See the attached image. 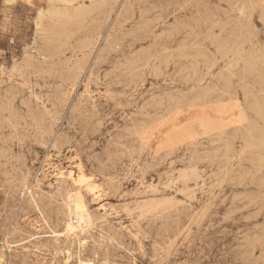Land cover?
Instances as JSON below:
<instances>
[{"label": "rangeland", "instance_id": "374dc122", "mask_svg": "<svg viewBox=\"0 0 264 264\" xmlns=\"http://www.w3.org/2000/svg\"><path fill=\"white\" fill-rule=\"evenodd\" d=\"M0 10V264H264V0H119L54 33L30 0ZM79 191L93 224L73 238Z\"/></svg>", "mask_w": 264, "mask_h": 264}, {"label": "bare ground", "instance_id": "6f19581e", "mask_svg": "<svg viewBox=\"0 0 264 264\" xmlns=\"http://www.w3.org/2000/svg\"><path fill=\"white\" fill-rule=\"evenodd\" d=\"M119 0H30V2H31V4L34 6V8H35V10H36V12H37V16H36V26L37 27H40L41 29H43L44 31H46V32H50V33H54V32H56V30H57V28L58 27H62L63 25H66V24H68V23H70V22H73V21H79V22H83L84 20H86L89 16H91L94 12H96V11H98L99 9H105L106 10V14L108 13V17H109V15H110V12H111V10L113 9V7H114V5H115V3H117ZM121 1V0H120ZM143 1V0H142ZM188 1V0H187ZM9 2V1H8ZM29 2V1H28ZM263 2V1H262ZM4 5V4H3ZM124 6V5H123ZM132 6L133 5H131V10H132ZM134 7V6H133ZM243 7H244V5H243ZM116 9V8H115ZM114 9V10H115ZM122 9V8H121ZM254 9V8H253ZM257 9V8H256ZM1 11V10H0ZM241 11V10H240ZM128 12H130L131 14H133V11H130V10H128ZM135 12V14H136V11H134ZM242 12V11H241ZM245 11H243V13H241V14H244V16L246 15L245 13H244ZM113 13V12H112ZM105 14V13H104ZM139 14V13H138ZM251 14V13H250ZM115 15V14H114ZM119 15V14H118ZM117 15V16H118ZM238 15V14H237ZM96 16V15H95ZM137 16V15H136ZM139 16V15H138ZM239 16V15H238ZM248 16V15H247ZM114 17V16H113ZM228 17V16H227ZM249 17H250V15H249ZM118 18V17H117ZM109 20V19H108ZM227 20V19H226ZM234 19H232V21H233ZM239 20H240V17H239ZM34 21V22H35ZM111 21V20H110ZM109 21V22H110ZM238 21V20H237ZM241 21V20H240ZM244 21H245V19H244ZM131 22V21H130ZM223 22V21H222ZM248 22V21H247ZM216 23V22H215ZM227 23V22H226ZM233 23V22H232ZM236 23V22H235ZM105 24V23H104ZM223 24H224V22H223ZM222 24V25H223ZM228 24H231L230 23V21H229V23ZM227 24V25H228ZM237 24V23H236ZM242 24H243V22H242ZM258 24V23H257ZM225 25V24H224ZM223 25V26H224ZM226 25V26H227ZM232 25V24H231ZM215 26V25H214ZM238 26V25H237ZM114 27V26H113ZM222 27V26H221ZM242 27H243V25H242ZM258 27V26H257ZM109 28V27H108ZM129 28H130V26H129ZM215 28H216V26H215ZM223 28V27H222ZM105 29V28H104ZM104 29H103V32H104ZM213 29V28H212ZM211 29V30H212ZM225 29V28H224ZM227 29H228V27H227ZM229 29H230V27H229ZM122 30V29H121ZM124 30V29H123ZM223 30V29H222ZM243 30H244V28H243ZM32 31V30H31ZM218 31H220V30H218ZM229 31V30H228ZM231 31V30H230ZM241 31H242V29H241ZM36 32V31H35ZM120 32V31H119ZM124 32V31H123ZM128 32V31H127ZM216 32V31H215ZM214 32V33H215ZM243 32V31H242ZM31 33V32H30ZM29 33V34H30ZM209 33V32H208ZM218 33H220V32H218ZM232 33V32H231ZM35 34H37V33H35ZM210 34V33H209ZM217 34V33H216ZM216 34H215V36H216ZM226 34V33H225ZM233 34L235 35V32H233ZM31 35H32V33H31ZM38 35V34H37ZM43 35V34H42ZM50 35V34H49ZM75 35V34H74ZM114 35H115V33H114ZM113 35V36H114ZM242 35H243V33H242ZM209 36V35H208ZM236 36V35H235ZM237 36H240V35H237ZM89 37V36H88ZM95 37V36H94ZM217 37V36H216ZM224 37V36H223ZM243 37V36H242ZM89 38H91V37H89ZM204 38V37H203ZM68 39V38H67ZM99 39V38H98ZM212 39H213V37H212ZM230 39V38H229ZM229 39H225V40H229ZM236 39H237V37H236ZM31 40V39H30ZM70 41H71V39H69ZM91 40V39H90ZM122 40V39H121ZM70 41H68V42H70ZM97 41V40H96ZM195 41V40H194ZM99 42V41H98ZM102 42V41H101ZM212 42V41H211ZM211 42H210V44H211ZM232 43H233V40L231 41ZM1 43V42H0ZM29 43V42H28ZM228 43V42H227ZM227 43H226V45H227ZM62 44V43H61ZM70 44H72L71 42H70ZM97 44V43H96ZM140 44V43H139ZM195 44V43H194ZM198 44V43H197ZM196 44V45H197ZM207 44H208V42H207ZM222 44H223V42H222ZM225 44V43H224ZM256 44V43H255ZM32 45V44H31ZM69 45V44H68ZM200 45V44H199ZM206 45V44H205ZM56 46V45H55ZM70 46V45H69ZM72 46V45H71ZM90 46V45H89ZM188 46V45H187ZM221 46V45H220ZM230 46V45H229ZM3 47V46H2ZM11 47V46H10ZM22 47V46H21ZM112 47V46H111ZM222 47H223V45H222ZM8 48V47H7ZM70 48V47H69ZM71 48H73V46L71 47ZM85 48V47H84ZM89 48V47H88ZM98 48V47H97ZM221 48V47H220ZM227 48H228V46H227ZM33 49V48H32ZM74 49V48H73ZM96 49V48H95ZM184 49H186V48H184ZM201 49V48H200ZM229 49V48H228ZM4 50V49H3ZM39 50V49H38ZM65 50V49H64ZM67 50V49H66ZM76 49H74V51H75ZM80 50H82V49H80ZM85 50V49H84ZM68 51V50H67ZM164 51V50H163ZM210 51H212V50H210ZM64 52V51H63ZM62 52V53H63ZM26 53V52H25ZM47 53V52H46ZM70 53V52H69ZM78 53H81V52H78ZM95 53V52H94ZM172 53H174V52H172ZM217 53V52H216ZM219 53V52H218ZM36 54V53H35ZM57 54H59V53H57ZM65 54V53H64ZM84 54V53H83ZM10 55V54H9ZM8 55V56H9ZM22 55V54H21ZM70 55V54H69ZM78 55V54H77ZM215 55V54H214ZM227 55V54H226ZM44 56V55H43ZM95 56V55H94ZM39 57V56H38ZM76 57V56H75ZM92 57V56H91ZM217 57V56H216ZM46 58V57H45ZM60 58V57H59ZM71 58V57H70ZM77 58V57H76ZM79 58V57H78ZM8 59H10V58H8ZM36 59V58H35ZM233 59V58H232ZM1 60V59H0ZM71 60V59H70ZM75 60V59H74ZM80 60H81V58H80ZM96 60V59H95ZM146 60V59H145ZM151 60V59H150ZM156 60H158V59H156ZM88 61V60H87ZM237 61V60H236ZM17 62V61H16ZM63 62V61H62ZM72 62V61H71ZM78 62V61H77ZM91 62V61H90ZM10 63V62H9ZM87 63V62H86ZM89 63V62H88ZM146 64H148V63H146ZM154 64V63H153ZM217 64V63H216ZM93 66V65H92ZM151 66V65H150ZM70 67H72V66H70ZM86 67V66H85ZM16 69V68H15ZM33 69V68H32ZM101 69V68H100ZM104 69V68H103ZM152 69V68H151ZM30 70V69H29ZM102 70V69H101ZM108 70V69H107ZM81 71V70H80ZM207 71V70H206ZM6 72V71H5ZM7 73V72H6ZM91 74H92V72H91ZM190 74V73H189ZM2 75V74H1ZM93 75V74H92ZM100 75V74H99ZM98 75V76H99ZM174 77V76H173ZM90 81V80H89ZM101 81V80H100ZM241 81V80H240ZM8 82V81H7ZM33 82V81H32ZM114 82V81H113ZM203 82H204V80H203ZM69 83V82H68ZM75 83V82H74ZM86 83V82H85ZM85 83H83V84H85ZM90 84V83H89ZM111 84V83H110ZM22 85H23V83H22ZM91 85V84H90ZM99 85V84H98ZM9 86H10V84H9ZM76 86V85H75ZM110 86H112V85H110ZM209 86V85H208ZM90 87V86H89ZM165 87V86H164ZM210 87V86H209ZM86 88V87H85ZM94 88H95V86H94ZM240 88V87H239ZM29 89V88H28ZM98 89V88H97ZM106 90H107V88H106ZM74 91V90H73ZM98 91V90H97ZM164 91V90H163ZM168 91V90H167ZM185 91H187V90H185ZM184 91V92H185ZM95 92V91H94ZM103 92V91H102ZM101 92V93H102ZM111 92V91H110ZM224 92V91H223ZM264 92V91H263ZM96 93V92H95ZM27 94L28 93H26V96H27ZM99 94V93H98ZM98 94L97 95H95L96 97L98 96ZM108 94H109V92H108ZM79 95V94H78ZM87 95V94H86ZM88 95H90V93L88 94ZM243 95V94H242ZM91 96V95H90ZM102 96V95H101ZM189 96V95H188ZM82 97V96H81ZM84 97V96H83ZM180 97V96H179ZM77 98V97H76ZM106 98V97H105ZM20 99V98H19ZM94 99V98H93ZM88 100H89V98H88ZM91 100V99H90ZM180 100V99H179ZM22 101V100H21ZM106 101V100H105ZM234 101V100H233ZM232 101V102H233ZM236 101V100H235ZM234 101V102H235ZM20 102V101H19ZM88 102H90V101H88ZM174 102H175V99H174ZM238 102V101H237ZM60 103H62V102H60ZM74 103H76V102H74ZM86 103V102H85ZM105 103V102H104ZM211 103V102H210ZM213 103V102H212ZM227 103V102H226ZM225 103V104H226ZM9 104V103H8ZM68 104V103H67ZM80 105H82L81 103H79ZM115 104V103H114ZM218 104V103H217ZM232 105H233V103H231ZM102 105V104H101ZM121 105V104H120ZM224 104L222 103V105L221 106H223ZM230 105V104H229ZM235 105V104H234ZM242 105V104H241ZM19 106H21V105H19ZM38 106V105H37ZM66 106V105H65ZM79 106V105H78ZM77 106V107H78ZM86 106V105H85ZM123 106V105H122ZM192 106H194V105H192ZM196 106V105H195ZM206 106V105H205ZM213 106V105H212ZM221 106H218V108L219 107H221ZM236 106H238V105H236ZM235 106V107H236ZM13 107V106H12ZM49 107V106H48ZM55 107V106H54ZM75 107V106H74ZM101 107H103V106H101ZM105 107V106H104ZM111 107V106H110ZM116 107V106H115ZM124 107V106H123ZM174 107V106H173ZM188 107V106H187ZM189 107H191V106H189ZM188 107V108H189ZM197 107H199V105L197 106ZM214 107V106H213ZM230 107V106H229ZM229 107H228V109H229ZM232 107V106H231ZM66 108V107H65ZM71 108H73V107H71ZM109 108V107H108ZM183 108V107H182ZM187 108V109H188ZM203 108V107H202ZM205 108V107H204ZM207 108V107H206ZM217 108V109H218ZM233 108V107H232ZM24 110H25V108H23ZM76 109V108H75ZM81 109V108H80ZM86 109V108H85ZM92 109H94V108H92ZM91 109V110H92ZM197 109V108H196ZM213 109V108H212ZM227 109V108H226ZM236 109H237V107H236ZM241 109H242V107H241ZM10 110H11V108H10ZM73 110V109H72ZM87 110V109H86ZM172 110V109H171ZM179 110H182V109H179ZM178 109H177V111L178 112H181V111H179ZM230 110V109H229ZM229 110H228V112H229ZM2 111V110H1ZM49 111V110H48ZM58 111V110H57ZM57 111H55V113L57 112ZM104 111V110H103ZM191 110H189V112H190ZM196 111V110H195ZM214 111V110H213ZM227 111V110H226ZM225 111V112H226ZM236 111V110H235ZM239 111V110H238ZM2 112H4V111H2ZM9 112V111H8ZM7 112V113H8ZM75 112V111H74ZM88 112V111H87ZM87 112H85V113H87ZM97 112H98V110H97ZM114 112V111H113ZM187 112V111H186ZM194 112V111H193ZM197 112V111H196ZM199 112V111H198ZM198 112H197V115H198ZM206 112V111H205ZM230 112H232V111H230ZM240 112V111H239ZM12 113V112H11ZM50 113V112H49ZM58 113V112H57ZM56 113V114H57ZM59 113H61L60 111H59ZM92 113V112H91ZM94 113V112H93ZM92 113V114H93ZM173 113V112H172ZM195 113V112H194ZM203 113V112H202ZM208 114H209V112H207ZM212 113H214V112H212ZM221 113V112H220ZM227 113V112H226ZM234 113V112H233ZM240 113H242V112H240ZM33 114V113H32ZM48 114V113H47ZM66 114V113H65ZM127 114V113H126ZM207 114V115H208ZM221 114H223V113H221ZM220 114V115H221ZM232 114V113H231ZM244 114V113H243ZM0 115H1V113H0ZM4 115V114H3ZM2 115V116H3ZM69 115H70V113H69ZM100 115V114H99ZM111 115V114H110ZM178 115V114H177ZM206 115V114H205ZM214 115V114H213ZM218 115V114H217ZM227 115H228V113H227ZM238 115V114H237ZM237 115H236V118H239V117H237ZM240 115V114H239ZM14 116V115H13ZM52 116V115H51ZM61 116V115H60ZM74 116V115H73ZM94 116H95V114H94ZM97 116V115H96ZM95 116V117H96ZM192 116H194V115H192ZM204 116V115H203ZM211 116V115H210ZM242 116V115H241ZM244 116V115H243ZM5 117V116H4ZM7 117V116H6ZM6 117H5V119H6ZM29 117V116H28ZM41 117V116H40ZM130 117H131V115H130ZM165 117V116H164ZM199 117V116H198ZM202 117V116H201ZM207 117H209V116H206V118ZM213 116H211V118H212ZM226 117V116H225ZM232 118L233 117H235V116H231ZM43 118V117H42ZM128 118V117H127ZM174 118V117H173ZM192 118V117H191ZM228 118V117H227ZM247 118V117H246ZM5 119H3V120H5ZM8 119V118H7ZM12 119V118H11ZM95 119H97V118H95ZM169 119H170V117H169ZM210 119V118H209ZM222 119V118H221ZM223 119H225V118H223ZM240 119H241V117H240ZM124 120H126L125 118H124ZM133 120V119H132ZM161 120V119H160ZM193 120H195V119H193ZM226 120V119H225ZM233 120V119H232ZM247 120V119H246ZM36 121V120H35ZM49 121V120H48ZM166 121H168V120H166ZM191 121V120H190ZM210 122H211V120H209ZM221 121V120H220ZM220 121H218L217 120V123L218 122H220ZM231 121V120H230ZM12 122V121H11ZM27 122V121H26ZM38 122V121H37ZM52 122V121H51ZM115 122V121H114ZM156 122H159V121H156ZM169 122V121H168ZM192 122V121H191ZM210 122H209V124H210ZM212 122H213V119H212ZM237 122V121H236ZM68 123V122H67ZM73 123V122H72ZM89 123V122H88ZM134 123V122H133ZM164 123V122H163ZM208 123V121H207V119L205 120L203 117L201 118V119H199V120H197V125H198V127H204V129L205 128H208V126H209V124H207ZM215 123H216V120H215ZM221 123V122H220ZM233 123H234V121H233ZM238 123V122H237ZM236 123V124H237ZM240 123H243V122H240ZM246 123V122H245ZM13 124H14V122H13ZM58 124H59V122H58ZM66 124V123H65ZM154 124V123H153ZM160 124H161V122H160ZM219 124V123H218ZM235 124V123H234ZM118 125V124H117ZM159 125V124H158ZM214 125V124H213ZM216 125V124H215ZM220 126H222L223 124H219ZM226 125H228V124H226ZM12 126H14V125H12ZM16 126H19V125H17L16 124ZM66 126V125H65ZM151 126V128H152V125H150ZM211 126V125H210ZM220 126L219 127H216L215 126V130L217 129H222V128H220ZM234 126V125H233ZM1 127V126H0ZM15 127V126H14ZM58 127V126H57ZM56 127V128H57ZM211 127H214V126H211ZM18 128V127H17ZM155 128H157V127H155ZM173 128V127H172ZM225 128V127H224ZM15 129V128H14ZM19 129V128H18ZM37 129H39V128H37ZM65 129V128H64ZM149 130H150V128H148ZM179 129V128H178ZM211 130H212V128H210ZM27 130V129H26ZM40 130V129H39ZM55 130V129H54ZM68 130V129H67ZM139 130V129H138ZM137 130V128H136V131H138ZM148 130V131H149ZM152 130H153V128H152ZM169 130V129H168ZM14 131V130H13ZM19 131H20V129H19ZM42 131V130H41ZM48 131V130H47ZM84 131V130H83ZM108 131V130H107ZM147 131V132H148ZM207 131V130H206ZM205 131V132H206ZM249 131V130H248ZM46 132V131H45ZM60 132H61V130H60ZM132 132V131H131ZM142 132H144V131H142ZM167 132V131H166ZM210 132V131H209ZM21 133V132H20ZM23 133V132H22ZM34 133H35V131H34ZM47 133V132H46ZM53 133V132H52ZM76 133V132H75ZM115 133V132H114ZM140 133V132H139ZM146 133V132H145ZM152 133V132H151ZM168 133V132H167ZM207 133V132H206ZM211 133H212V131H211ZM249 133V132H248ZM17 134V133H16ZM33 134V133H32ZM148 134V133H147ZM183 134V133H182ZM188 134V133H187ZM193 134H194V132H190L189 133V135H190V138L191 137H193ZM208 134V133H207ZM2 135H3V133H2ZM76 135V134H75ZM139 135V134H138ZM169 134H167V136H165V137H170V135L168 136ZM16 136V135H15ZM82 136V135H81ZM130 136V135H129ZM145 136V135H144ZM197 136V135H196ZM243 136V135H242ZM264 135H262V136H260V137H263ZM18 136H16V138H17ZM43 137V136H42ZM49 137V136H48ZM80 137V136H79ZM151 137H152V135H151ZM238 137V136H237ZM249 137V136H248ZM5 138V137H4ZM11 138H13L12 137V135H11ZM15 138V139H16ZM20 138V137H19ZM40 138V137H39ZM38 138V139H39ZM47 138V137H46ZM70 138V137H69ZM78 138V137H77ZM142 138V137H141ZM244 138H246V137H244ZM18 139V138H17ZM122 139V138H121ZM144 139V138H143ZM170 139V138H169ZM186 139V138H185ZM261 139V138H260ZM71 140V139H70ZM171 140V139H170ZM193 140H195V139H193ZM245 140V139H244ZM251 139H249L248 141H246L247 142V144H249L248 142L250 141ZM262 140H263V138H262ZM17 141V140H16ZM41 141V140H40ZM164 141V140H163ZM252 141V140H251ZM255 141V140H254ZM253 141V142H254ZM257 141H259V139L257 140ZM257 141H255V142H257ZM34 142V141H33ZM146 142H148V141H146ZM170 142V141H169ZM181 142V138H178L177 140H174V141H172L171 142V149L173 150L174 149V147L175 146H177L178 145V143H180ZM245 142V141H244ZM260 142H262V141H260ZM264 142V141H263ZM34 143H37V142H34ZM43 143V142H42ZM76 143V142H75ZM124 143V142H123ZM259 143V142H258ZM257 143V144H258ZM16 144V143H15ZM73 144V143H72ZM104 144H106V143H104ZM122 144V143H121ZM165 144V143H164ZM167 144V143H166ZM182 144V143H181ZM251 144V143H250ZM261 144H263V143H260L259 145H261ZM31 145V144H30ZM44 145V144H43ZM125 145V144H124ZM170 145V144H169ZM1 146V145H0ZM21 146V145H20ZM45 146V145H44ZM135 146V145H134ZM143 146V145H142ZM142 146H141V148H142ZM160 146V145H159ZM244 146H246V143H245V145ZM250 146V145H249ZM248 145H247V147H249ZM252 146L254 147V145L252 144ZM256 146V145H255ZM35 147V146H34ZM73 147H74V145H73ZM124 147V146H123ZM163 147V146H162ZM246 147V148H247ZM257 147H258V145H257ZM256 147V148H257ZM261 147V146H260ZM263 147H264V145H263ZM245 148V147H244ZM244 148H243V150H244ZM250 148L251 149H253L251 146H250ZM46 149V148H45ZM73 149V148H72ZM157 149H158V146H157ZM157 149H156V151H157ZM161 149V148H160ZM241 149H242V147H241ZM248 149V148H247ZM43 150V149H42ZM132 150V149H131ZM237 150V149H236ZM156 151H155V153H156ZM253 151V150H252ZM124 152V151H123ZM159 152H161V151H159ZM240 152V151H239ZM242 152V151H241ZM4 153V152H3ZM27 153V152H26ZM82 153V152H81ZM42 154V153H41ZM2 155V154H1ZM126 155V154H125ZM239 155V154H238ZM243 155H244V153H243ZM16 156V155H15ZM14 156V157H15ZM19 156V155H18ZM75 156V155H74ZM132 156V155H131ZM0 157H2V156H0ZM9 157V156H8ZM17 157V156H16ZM30 157V156H29ZM110 157V156H109ZM18 158V157H17ZM16 158V159H17ZM42 158V157H41ZM112 158V157H111ZM239 158H240V156H239ZM15 159V160H16ZM104 160V159H103ZM111 160H113V159H111ZM242 160V159H241ZM240 160V161H241ZM169 161V160H168ZM188 161V160H187ZM56 162V161H55ZM106 162V161H105ZM116 162V161H115ZM135 162V161H134ZM12 163V162H11ZM14 163V162H13ZM31 163V162H30ZM104 163V162H103ZM3 164V163H2ZM76 165V164H75ZM133 165V164H132ZM19 166V165H18ZM49 166H51V165H49ZM28 167V166H27ZM36 167V166H35ZM55 167V166H54ZM80 167H82V165L80 166ZM129 168H130V166H128ZM208 167V166H207ZM11 168V167H10ZM59 168V167H58ZM114 168V167H113ZM117 168V167H116ZM182 168V167H181ZM17 169V168H16ZM50 169V168H49ZM60 169V168H59ZM66 169V168H65ZM115 169V168H114ZM113 169V170H114ZM124 169V168H123ZM195 169V168H194ZM216 169V168H215ZM20 170V169H19ZM23 170V169H22ZM21 170V171H22ZM32 170V169H31ZM53 170V169H52ZM63 170V169H62ZM67 170V169H66ZM118 170V169H117ZM205 170V169H204ZM47 171V170H46ZM65 171V170H64ZM69 171V170H68ZM72 171V170H71ZM74 171V170H73ZM210 171V170H209ZM23 172H24V170H23ZM61 172H63V171H61ZM70 172V171H69ZM118 172V171H117ZM122 172V171H121ZM16 173H17V171H16ZM22 173V172H21ZM35 173V172H34ZM46 173V172H45ZM83 173V172H82ZM139 173V172H138ZM153 173V172H152ZM15 174V173H14ZM49 174V173H48ZM16 175V174H15ZM32 175V174H31ZM46 175V174H45ZM60 175V174H59ZM65 175V174H64ZM71 175V174H70ZM70 175H69V177H70ZM82 176H83V174H81ZM81 175H79V176H81ZM104 175V174H103ZM118 175V174H117ZM67 176V175H66ZM120 176V175H119ZM118 176V177H119ZM122 176V175H121ZM153 176V175H152ZM166 176V175H165ZM187 177V175L185 174L184 175V177ZM23 177H25L24 175H23ZM71 177H73V176H71ZM89 177V176H88ZM91 177V176H90ZM90 177H89V179H90ZM93 177V176H92ZM141 177V176H140ZM158 177V176H157ZM3 178V177H2ZM1 178V179H2ZM15 177H13V179H14ZM74 179H75V177H73ZM85 178V177H84ZM148 178V177H147ZM182 178V177H181ZM10 179V178H9ZM19 179H21V178H19ZM36 179H38V178H36ZM81 179H83V178H81ZM138 179V178H137ZM141 179V178H140ZM215 179V178H214ZM6 180V179H5ZM18 180V179H17ZM135 180V179H134ZM153 180V179H152ZM15 181H16V179H15ZM31 181V180H30ZM38 181V180H37ZM72 181V180H71ZM83 181V180H82ZM172 180H170V182H171ZM217 181V180H216ZM4 182V181H3ZM27 182V181H26ZM36 182V181H35ZM75 182V181H74ZM158 181H156V183H157ZM13 183H15L14 181H13ZM40 183V182H39ZM81 183V182H80ZM85 183V182H84ZM152 183H154L153 181H152ZM159 183V182H158ZM207 183V182H206ZM22 184V183H21ZM30 184V183H29ZM34 184V183H33ZM74 184H76V183H74ZM79 184V183H78ZM99 184V183H98ZM107 184V183H106ZM120 184V183H119ZM147 184V183H146ZM202 184H203V182H202ZM201 184V185H202ZM204 184H205V182H204ZM203 184V185H204ZM38 185V184H37ZM82 185V184H81ZM96 185V184H95ZM174 185H175V183H174ZM3 187H4V185H2ZM16 186H18V185H16ZM29 186V185H28ZM90 186V185H89ZM102 186H103V184L101 185V188H102ZM114 186V185H113ZM130 186H131V184H130ZM150 186V185H149ZM25 187V186H24ZM36 187V186H35ZM34 187V188H35ZM66 187V186H65ZM98 187V186H97ZM164 187H165V185H164ZM199 187V186H198ZM18 188V187H17ZM49 188V187H48ZM85 188H87V187H85ZM94 188V187H93ZM100 188V189H101ZM156 188V187H155ZM168 188V187H167ZM170 188V187H169ZM174 188H175V186H174ZM190 188H192V187H190ZM12 189V188H11ZM14 189V188H13ZM21 189H23V187H21ZM32 189V188H31ZM42 189V188H41ZM46 189V188H45ZM80 189V188H79ZM104 189V188H103ZM114 189V188H113ZM183 189V187L181 188V190ZM213 189V188H212ZM5 190H7V189H5ZM28 190V189H27ZM81 190V189H80ZM174 190V189H173ZM187 190V189H186ZM185 190V191H186ZM2 191V190H1ZM13 191V190H12ZM24 191H26L25 189H24ZM68 191V190H67ZM76 191V190H75ZM78 191V190H77ZM91 191H92V189H91ZM90 191V192H91ZM98 191V190H97ZM109 191V190H108ZM169 191H170V189H169ZM183 191V190H182ZM181 191V192H182ZM8 192H10V191H8ZM27 192V191H26ZM69 192V191H68ZM73 192V191H72ZM144 192V191H143ZM197 192V191H196ZM219 192V191H218ZM3 193H6V195H7V192H3ZM13 193V192H12ZM31 193V192H30ZM74 193V192H73ZM72 193V194H73ZM83 194H84V192H82ZM82 193L79 191V192H77V194L76 195H70L69 196V198L67 199V201H65V216H67V221L65 222L66 224H64L65 225V230H63V231H66V234H68V236H72L73 237V235L74 236H78V234L80 235V234H82V233H85L86 231H87V228H89L90 226H92V224H93V217H92V215L90 214V212H89V210L90 209H88V206H86V203L84 202V199H83V195H82ZM92 193V192H91ZM117 193V192H116ZM176 193V192H175ZM178 193V192H177ZM14 194V193H13ZM45 194V193H44ZM56 194V193H55ZM54 194V195H55ZM68 194V193H67ZM96 194V193H95ZM101 194V193H100ZM99 194V195H100ZM104 194V193H103ZM106 194V193H105ZM139 194V193H138ZM194 194V193H193ZM10 195V194H9ZM12 195V194H11ZM11 195H10V198H11ZM34 195V194H33ZM42 195V194H41ZM57 195V194H56ZM98 195V194H97ZM199 195V194H198ZM50 196H52L51 194H50ZM68 196V195H67ZM96 196V195H95ZM174 196V195H173ZM184 196V195H183ZM202 196V195H201ZM217 196V195H216ZM4 197H6V196H4ZM14 197V196H13ZM47 197V196H46ZM58 197V196H57ZM97 197V196H96ZM101 197V196H100ZM103 197V196H102ZM169 197V196H168ZM175 197V196H174ZM180 197V196H179ZM185 197H188V196H185ZM190 197V196H189ZM196 197V196H195ZM3 198V197H2ZM6 198H8V197H6ZM20 198V197H19ZM33 198V197H32ZM67 198V197H66ZM173 198V197H172ZM201 198V197H200ZM200 198H199V200H200ZM206 198V197H205ZM5 199V198H4ZM44 199V198H43ZM53 199H54V197H53ZM89 199V198H88ZM87 199V200H88ZM92 199H93V197H92ZM188 199V198H187ZM197 199V198H196ZM25 200V199H24ZM33 200L35 201V203H36V201L37 200H35L34 198H33ZM64 200V199H63ZM141 200V199H140ZM167 200V199H166ZM170 200H172L171 198H170ZM175 200V199H174ZM191 200V199H190ZM6 201V200H5ZM4 201V202H5ZM44 201V200H43ZM93 201V200H92ZM184 201V200H183ZM192 201V200H191ZM212 201V200H211ZM8 202V201H7ZM6 202V203H7ZM20 202V201H19ZM25 202V201H24ZM38 202V201H37ZM97 202H99V201H97ZM154 202V201H153ZM172 202V201H171ZM12 203V202H11ZM21 203V202H20ZM54 203V202H53ZM52 203V204H53ZM94 203V202H93ZM148 203H150V202H148ZM196 203V202H195ZM0 204H1V202H0ZM37 204V203H36ZM57 204V203H56ZM64 204V203H63ZM144 204H146V203H144ZM162 203H155V204H149V206H146L147 207V211H152V210H156V209H158V206L160 207V205H161ZM189 204V203H188ZM5 205V204H4ZM11 205V204H10ZM39 205V204H38ZM174 205V204H173ZM172 205V206H173ZM198 205H199V203H198ZM8 206H9V204H8ZM20 206V205H19ZM40 206V205H39ZM46 206V205H45ZM59 206V205H58ZM193 206V205H192ZM208 206V205H207ZM9 207H11V206H9ZM13 207V206H12ZM11 207V208H12ZM24 207V206H23ZM99 207V206H98ZM142 207V206H141ZM200 207H201V205H200ZM6 208H8L7 206H6ZM37 208V207H36ZM106 208V207H105ZM144 208V207H143ZM173 208V207H172ZM182 208V207H181ZM24 209V208H23ZM46 209V208H45ZM49 209V208H48ZM103 209V208H102ZM139 209H141V208H139ZM192 209V208H191ZM198 209H200V208H198ZM18 210V209H17ZM21 210V209H20ZM38 210V209H37ZM50 210V209H49ZM124 210H126V209H124ZM25 211V210H24ZM40 211V210H39ZM45 212H46V210H44ZM133 211H135V210H133ZM197 211V210H196ZM3 212V211H2ZM4 212H7V211H5L4 210ZM61 212V211H60ZM101 212V211H100ZM103 212V211H102ZM192 212V211H191ZM12 213V212H11ZM17 213V212H16ZM94 213V212H93ZM106 213V212H105ZM128 213H129V211H128ZM132 213V212H131ZM21 214V213H20ZM152 214V213H151ZM4 215V214H3ZM41 215V214H40ZM44 215V214H43ZM95 215H96V213H95ZM132 215H133V213H132ZM163 215V214H162ZM14 216H16V215H14ZM29 216V215H28ZM46 216H48V215H46ZM57 216H58V214H57ZM62 216V215H61ZM106 216V215H105ZM140 216V215H139ZM4 217H8V216H6V215H4ZM3 217V218H4ZM27 217V216H26ZM25 217V218H26ZM97 217V216H96ZM99 217V216H98ZM97 217V219H99ZM102 217V216H101ZM1 218V217H0ZM20 218V217H19ZM138 218H140V217H138ZM141 218H142V216H141ZM14 219V218H13ZM62 219H64V218H62ZM61 219V220H62ZM107 219V218H106ZM136 219V218H135ZM134 219V220H135ZM164 219V218H163ZM2 220V219H1ZM0 220V221H1ZM44 220V219H43ZM47 220V219H46ZM45 220V221H46ZM54 220V219H53ZM108 220V219H107ZM116 220V219H115ZM123 220V219H122ZM127 220V219H126ZM131 220V219H130ZM65 221V220H64ZM99 221V220H98ZM98 221H96V222H98ZM102 221V220H101ZM13 222V221H12ZM44 222V221H43ZM48 222V221H47ZM95 222V223H96ZM108 222V221H107ZM106 222V223H107ZM110 222V221H109ZM113 222V221H112ZM134 222V221H133ZM64 223V222H63ZM102 223V222H101ZM106 223H104V224H106ZM11 224V223H10ZM46 224V223H45ZM58 224V226H59V223H57ZM111 224V223H110ZM48 225V224H47ZM96 225V224H95ZM98 225V224H97ZM101 225H103V224H101ZM116 225V224H115ZM189 225V224H188ZM35 227H37L36 225H34ZM34 226H32V227H34ZM44 226V225H43ZM61 226V225H60ZM140 226V225H139ZM48 227H49V225H48ZM63 227V226H62ZM98 227V226H97ZM101 226H99V228H100ZM91 228V227H90ZM187 228V227H186ZM38 229V228H37ZM56 229V228H55ZM59 229V228H58ZM119 229V228H118ZM168 229V228H167ZM61 230V229H60ZM94 230V229H93ZM102 230V229H101ZM52 231H53V229H52ZM98 231V230H97ZM2 232V231H1ZM89 232V231H88ZM141 231H139V233H140ZM60 233H62V232H60ZM102 233V232H101ZM109 233V232H108ZM14 234V233H13ZM49 234H51V233H49ZM56 234V233H55ZM64 234V233H63ZM65 234V235H66ZM87 234V233H86ZM91 234H92V232H91ZM94 234V233H93ZM107 234V233H106ZM161 234V233H160ZM24 235V234H23ZM29 235V232L27 233V236ZM33 235V234H32ZM37 235V234H36ZM90 235V234H89ZM103 235V234H102ZM101 235V236H102ZM125 235V234H124ZM135 235V234H134ZM144 235V234H143ZM6 236V235H5ZM4 236V237H5ZM60 236V235H59ZM64 236V235H63ZM93 236V235H92ZM95 236V235H94ZM97 236H99V235H97ZM148 236V235H147ZM173 236V235H172ZM2 237V236H1ZM31 237V236H30ZM34 237V236H33ZM58 237V236H57ZM79 237V236H78ZM105 237H108V236H106L105 235ZM157 237V236H156ZM170 237V236H169ZM73 238H75V237H73ZM77 238V237H76ZM83 238V237H82ZM88 238V237H87ZM100 238V237H99ZM0 239H2V238H0ZM4 239V238H3ZM7 239V238H6ZM36 239H38V238H36ZM68 239H70V238H68ZM111 239V238H110ZM165 239V238H164ZM169 239V238H168ZM184 239V238H183ZM40 240V239H39ZM45 240V239H44ZM57 240V238H55V241ZM64 240V239H63ZM97 240V239H96ZM106 240L107 239H105V243H106ZM156 240V239H155ZM161 240V239H160ZM74 241V240H73ZM81 241V240H80ZM98 241V240H97ZM101 241H102V239H101ZM108 241V240H107ZM113 241V240H112ZM115 241V240H114ZM163 241V240H162ZM261 241V240H260ZM46 242V241H45ZM58 242V241H57ZM69 242V241H68ZM127 242H128V240H127ZM169 242H171V241H169ZM8 243V242H7ZM43 243V242H42ZM48 243H50V242H48ZM47 243V244H48ZM53 243V242H52ZM96 243V242H95ZM100 243V242H99ZM105 243H103V244H105ZM141 243V242H140ZM155 243V242H154ZM159 243V242H158ZM29 244V243H28ZM38 244V243H37ZM45 244V243H44ZM43 244V245H44ZM46 244V246L48 247V245ZM64 244V243H63ZM79 244V243H78ZM92 244V243H91ZM93 244H94V242H93ZM98 244V243H97ZM160 244V243H159ZM35 245V244H34ZM58 245V244H57ZM67 245H69V244H67ZM71 245V244H70ZM96 245V244H95ZM37 246V245H36ZM55 246V245H54ZM61 246V245H60ZM89 246V245H88ZM98 246V245H97ZM123 246V245H122ZM160 246H162V245H160ZM6 247V246H5ZM32 247V246H31ZM42 247V246H41ZM76 247V246H75ZM79 247V246H78ZM90 247V246H89ZM102 247H103V245H102ZM101 247V248H102ZM106 247V246H105ZM16 248V247H15ZM25 248V247H24ZM27 248V247H26ZM35 248V247H34ZM44 248H46L45 246H44ZM53 248V247H52ZM65 248V247H64ZM29 249V248H28ZM55 249V248H54ZM80 249V248H79ZM96 249V248H95ZM128 249H129V247H128ZM144 249V248H143ZM154 249V248H153ZM10 249H8V251H9ZM22 250V249H21ZM38 250V249H37ZM63 250V249H62ZM72 250V249H71ZM126 250H127V248H126ZM61 251V250H60ZM113 251V250H112ZM158 251H159V249H158ZM175 251V250H174ZM59 252V251H58ZM63 252V251H62ZM66 252V251H65ZM84 252V251H83ZM107 252H109L108 251V249H107ZM157 252V251H156ZM15 253V252H14ZM27 253V252H26ZM64 253V252H63ZM62 253V254H63ZM98 253V252H97ZM170 253V252H169ZM23 254V253H22ZM48 254V253H47ZM52 254V253H51ZM50 254V255H51ZM55 254V253H54ZM60 254V253H59ZM66 254V253H65ZM122 254H123V252H122ZM256 254V253H255ZM0 255H2V254H0ZM27 255V254H26ZM26 255H24V256H26ZM30 255V254H29ZM42 255V254H41ZM58 255V254H57ZM90 255V254H89ZM110 255V254H109ZM118 255V254H117ZM4 256V255H3ZM23 256V257H24ZM36 256V255H35ZM64 256V255H63ZM98 256V255H97ZM96 256V257H97ZM108 256V255H107ZM115 256V255H114ZM151 256V255H150ZM154 256V255H153ZM155 256H157V255H155ZM161 256V255H160ZM45 257V256H44ZM69 257V256H68ZM72 257V256H71ZM101 257V256H100ZM152 257V256H151ZM260 257V256H259ZM264 257V256H263ZM39 258V257H38ZM88 258V257H87ZM92 258V257H91ZM135 258V257H134ZM17 259V258H16ZM23 259V258H22ZM58 259V258H57ZM64 259V258H63ZM70 259H72V258H70ZM78 259V258H77ZM85 259V258H84ZM124 259V258H123ZM244 259V258H243ZM0 260H2V259H0ZM40 260V259H39ZM66 260V259H65ZM96 260H97V258H96ZM101 260V259H100ZM110 260H112V259H110ZM121 260V259H120ZM150 260V259H149ZM242 260V259H241ZM253 260V259H252ZM64 261V260H63ZM95 261V260H94ZM243 261V260H242ZM260 261V260H259ZM23 262V261H22ZM27 262V261H26ZM66 262V261H65ZM78 262H79V260H78ZM121 262V261H120ZM147 262V261H146ZM256 262V261H255ZM80 264H94L93 262H85L84 260H81V262H80ZM133 264V263H132ZM180 264V263H179ZM253 264V263H252Z\"/></svg>", "mask_w": 264, "mask_h": 264}]
</instances>
